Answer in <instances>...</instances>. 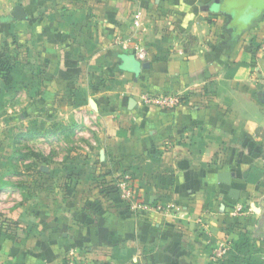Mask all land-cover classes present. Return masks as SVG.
I'll list each match as a JSON object with an SVG mask.
<instances>
[{
  "label": "crops",
  "instance_id": "0c3cea01",
  "mask_svg": "<svg viewBox=\"0 0 264 264\" xmlns=\"http://www.w3.org/2000/svg\"><path fill=\"white\" fill-rule=\"evenodd\" d=\"M24 1L0 0V14L20 5L28 15L4 24L23 26L28 55L40 48L31 79L61 78L75 59L103 54L118 58L116 78L127 81L94 100L99 165L43 167L41 184H16L26 190L19 203L3 201L0 183V264H63L71 253L88 264H264V0ZM138 9L153 27L144 17L134 34ZM177 29L193 41L171 40ZM140 47L148 69L136 58ZM147 92L184 100L148 108L139 103ZM216 153L248 157L226 167ZM126 172L141 210L113 188ZM224 172L230 185L219 181ZM236 205L245 210L238 218ZM226 242L229 253L216 260Z\"/></svg>",
  "mask_w": 264,
  "mask_h": 264
},
{
  "label": "rangeland",
  "instance_id": "374dc122",
  "mask_svg": "<svg viewBox=\"0 0 264 264\" xmlns=\"http://www.w3.org/2000/svg\"><path fill=\"white\" fill-rule=\"evenodd\" d=\"M243 1L236 0L234 3L240 5ZM21 3L25 5L24 0H20ZM8 16L6 13L0 14V49L6 40L11 43L16 40L18 44L12 47L11 53L16 60L15 82L11 87H6L0 80V183L5 187L1 192H6L3 201L19 203L26 195V190L16 188V184L30 183V187L31 184H41L45 177H41L38 171L43 167L73 169L85 164L99 165L100 147L93 141L98 126L97 110L91 107L89 101L92 99L102 104L118 83L127 80L116 78L118 75L114 71L120 63L118 58L113 57L109 61L103 54H97V58L91 57L90 60L85 56L80 57V60H74V64L65 63L69 67L73 64L74 67L61 74V78H53L51 73L31 79L28 76L31 61L36 63V67H41L36 56L40 55V48L37 47L28 55L23 26L17 32L8 29L7 24H4ZM151 18V14L146 13L148 24L152 22ZM150 25L153 27V24ZM132 26L134 34L142 29L135 27L133 20ZM153 32L168 35L170 40L171 34L167 30ZM171 40L185 42L193 41V38L190 31L177 29L173 31ZM46 64L48 68L51 65L49 62ZM260 148L262 153L257 154L264 155V144ZM220 154L217 157L216 153L214 161L226 167L235 166L248 157L244 153ZM113 161L119 163L118 160ZM11 171L17 177L12 176ZM31 171L33 173H29ZM9 209L4 208V205L1 208L6 212Z\"/></svg>",
  "mask_w": 264,
  "mask_h": 264
},
{
  "label": "built area",
  "instance_id": "2783aa9c",
  "mask_svg": "<svg viewBox=\"0 0 264 264\" xmlns=\"http://www.w3.org/2000/svg\"><path fill=\"white\" fill-rule=\"evenodd\" d=\"M144 11L138 9L133 15V25L137 28H142L144 22ZM147 51L143 48H137L136 58L139 61H145L147 58ZM182 97L174 94H156V93H143L139 97L140 105L148 108L158 109L162 111L173 110L178 108L182 104ZM133 187H134V178L130 173H124L119 176L118 181L116 182V188L119 191L120 197L129 202L131 207L135 210H141L142 205L139 202H133ZM245 213L244 207L241 205H236L232 212V217L238 218ZM231 243H221L216 245L215 248V259H223L231 249ZM63 264H88L86 261L78 259L74 256L73 253L67 255L64 259Z\"/></svg>",
  "mask_w": 264,
  "mask_h": 264
},
{
  "label": "trees",
  "instance_id": "16d2710c",
  "mask_svg": "<svg viewBox=\"0 0 264 264\" xmlns=\"http://www.w3.org/2000/svg\"><path fill=\"white\" fill-rule=\"evenodd\" d=\"M12 43H14V45H12ZM9 42L8 40L4 41L2 43L1 49H0V80L3 83L4 86L6 87H11L14 82H15V64H16V60L13 58L12 56V47L16 46L17 41H13V42ZM121 64L116 68V70H121ZM115 70V71H116ZM41 73L44 71L42 69H40ZM182 100H184L182 98ZM47 165V164H46ZM128 173V172H126ZM115 182V181H113ZM115 188V193L119 194V191L116 188V184L113 185ZM244 244V243H243ZM242 264H248L245 261L242 262Z\"/></svg>",
  "mask_w": 264,
  "mask_h": 264
},
{
  "label": "water",
  "instance_id": "95a60500",
  "mask_svg": "<svg viewBox=\"0 0 264 264\" xmlns=\"http://www.w3.org/2000/svg\"><path fill=\"white\" fill-rule=\"evenodd\" d=\"M236 0H234L235 2ZM236 4V3H234ZM9 20H14V21H19V22H24L28 20V15L24 9V7L18 5L15 7L11 15L9 16ZM143 69H148L150 68V63L144 62L141 66ZM262 103H264V93H262ZM91 105L92 107H96V102L94 100H91ZM105 153L103 152L101 154L102 160L104 159ZM219 181L224 184V185H230L232 181V174L229 172H224L219 175Z\"/></svg>",
  "mask_w": 264,
  "mask_h": 264
}]
</instances>
